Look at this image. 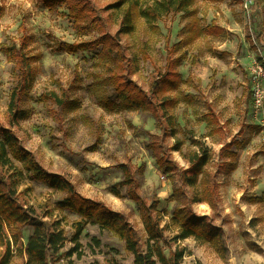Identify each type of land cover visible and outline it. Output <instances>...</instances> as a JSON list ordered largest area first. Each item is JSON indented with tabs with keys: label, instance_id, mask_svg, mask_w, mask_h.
Returning <instances> with one entry per match:
<instances>
[{
	"label": "rangeland",
	"instance_id": "rangeland-1",
	"mask_svg": "<svg viewBox=\"0 0 264 264\" xmlns=\"http://www.w3.org/2000/svg\"><path fill=\"white\" fill-rule=\"evenodd\" d=\"M97 2L106 6L112 0ZM191 11L163 18L159 31L141 26L125 35L123 43L133 57L132 79L147 92L159 70L169 71V50L173 49V58L181 57L170 77L178 88L167 92L179 96L178 105L171 109L176 115L177 136H169L167 141L168 145L176 139L183 142L181 150H171L183 169L190 166L187 156L191 151L206 149L210 153L206 169L215 175L217 186L212 191L209 185L205 193L213 203L194 201L201 185H182L159 167L147 147L151 134L160 133L150 113L109 112L98 102L99 93L114 92L112 86L99 81L109 76L107 67L98 62L103 46L78 52L58 47L61 42L94 40L100 32L79 30L64 5L49 9L38 0H0V121L10 124L9 100L15 80V64L2 45L29 34L30 53L39 58L31 60L33 76L21 103L27 116L11 128L48 171L70 179L83 196L125 213L145 240L148 234L141 212L119 185L123 179L119 165L128 163L139 180L141 196L148 203L160 199L154 214L166 228L167 238L178 235L174 215L186 205L223 230L217 244L194 237L171 243L173 248H186L182 264H264V111L258 115L254 111L250 82L257 50H264V0H255L250 10L242 0H197ZM190 35L193 38L187 39ZM146 45L149 58L144 54ZM63 90L77 99L67 111L45 97ZM33 185L32 201L47 204L72 235V223L81 216L58 206L64 193L37 181ZM179 188L189 202L179 198ZM32 231L30 226L24 229V243ZM81 241L79 254H68L74 246L69 242L54 264H135L125 240L98 224L89 223ZM166 252L169 254L168 249Z\"/></svg>",
	"mask_w": 264,
	"mask_h": 264
},
{
	"label": "trees",
	"instance_id": "trees-1",
	"mask_svg": "<svg viewBox=\"0 0 264 264\" xmlns=\"http://www.w3.org/2000/svg\"><path fill=\"white\" fill-rule=\"evenodd\" d=\"M38 1L49 9L64 5L83 33L100 32L94 40L61 42L58 48L78 52L96 49L102 45L98 62L107 67L105 72L109 76L99 81L103 85L112 86L114 92L99 93L98 102L109 112L141 110L150 113L155 118L160 133L151 134L152 139L147 147L157 159L159 167L173 174L174 179L180 180L182 185L193 188L201 185L203 189L195 194L194 201L208 200L213 203L205 193L209 185L212 191L217 186L215 175H211L206 169L212 159L210 153L206 149L191 151L187 156L190 166L183 169L171 154V150H181L183 142L176 139L174 144L168 145L167 141L169 136H177L176 115L171 109L178 105L179 96L167 95V92L178 88V82L170 77L174 75L173 68L181 61V57L173 58V49L169 50V71L164 74L159 70L156 74L159 77L150 85L151 92H147L132 79L133 57L123 43L125 35L133 34L141 26L159 31V21L170 14L191 13L197 0H112L106 6H101L97 0ZM191 33L193 34V25ZM30 38L29 34H25L20 39H12L2 45V50L15 64V80L9 100L10 124L5 125L0 121V264H54L61 250L69 242H73L74 246L68 254H79L82 234L89 223L98 224L104 230L112 231L125 240L126 249L133 254L135 264H182L186 248L178 245L173 248L172 244L176 239L194 237L202 243L211 244L222 240L223 230L214 225L207 215H197L187 205L177 209L174 215V220L180 228L178 235L167 238L166 228L161 225L160 217L154 214L160 199L154 198L148 203L141 196L139 180L128 163L119 165L123 172L119 185L126 189V196L136 202L141 212L148 234L145 240L125 213L112 209L103 201L83 196L70 179L48 171L37 160L11 128L18 120L27 116L26 110L21 108V103L28 94L33 76L31 60L39 58L30 53ZM192 38L193 35L187 36V39ZM144 54L146 58L151 57L149 45L145 46ZM45 97L65 111L77 104V99L71 98L67 90H63L62 94L57 91L46 93ZM138 170L144 174V168ZM201 174L203 178L200 180ZM35 181L64 193L58 206L80 214V219L72 223V235L62 219L53 217L52 209L47 204L37 205L32 201ZM178 190L181 191V188ZM114 192L121 195L118 189ZM176 193L179 198L189 202L185 191ZM28 226L32 227L33 231L27 243H24V229ZM93 239L100 244L96 237Z\"/></svg>",
	"mask_w": 264,
	"mask_h": 264
},
{
	"label": "built area",
	"instance_id": "built-area-1",
	"mask_svg": "<svg viewBox=\"0 0 264 264\" xmlns=\"http://www.w3.org/2000/svg\"><path fill=\"white\" fill-rule=\"evenodd\" d=\"M244 7L252 9L255 0H242ZM250 82L252 85L254 111L258 115L264 111V50L258 48L257 58L250 69Z\"/></svg>",
	"mask_w": 264,
	"mask_h": 264
}]
</instances>
